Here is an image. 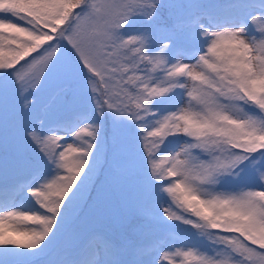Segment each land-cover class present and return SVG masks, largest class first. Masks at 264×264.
<instances>
[{
    "label": "snow or ice",
    "instance_id": "obj_1",
    "mask_svg": "<svg viewBox=\"0 0 264 264\" xmlns=\"http://www.w3.org/2000/svg\"><path fill=\"white\" fill-rule=\"evenodd\" d=\"M0 264H264V0H0Z\"/></svg>",
    "mask_w": 264,
    "mask_h": 264
}]
</instances>
